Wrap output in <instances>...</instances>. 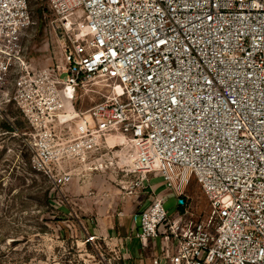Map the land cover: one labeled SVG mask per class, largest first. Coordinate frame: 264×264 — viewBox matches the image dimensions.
Masks as SVG:
<instances>
[{
	"label": "built area",
	"instance_id": "1",
	"mask_svg": "<svg viewBox=\"0 0 264 264\" xmlns=\"http://www.w3.org/2000/svg\"><path fill=\"white\" fill-rule=\"evenodd\" d=\"M46 3L67 43L60 77L29 61L31 0H0V109L31 127L32 168L65 187L66 162L89 161L84 170L121 175L125 196L152 193L135 237L147 248L165 227V264H264V0ZM101 77L120 93L74 127L55 121ZM155 174L183 212L152 190ZM191 178L210 207L199 220L184 195Z\"/></svg>",
	"mask_w": 264,
	"mask_h": 264
},
{
	"label": "rangeland",
	"instance_id": "2",
	"mask_svg": "<svg viewBox=\"0 0 264 264\" xmlns=\"http://www.w3.org/2000/svg\"><path fill=\"white\" fill-rule=\"evenodd\" d=\"M35 25L26 38L29 61L37 72L49 70L58 77L65 70L67 47L55 29V17L48 9L46 0H31ZM116 83L104 78L78 87L74 97L65 102L55 121H71L74 127L77 114L90 111L99 103L118 94ZM1 108V107H0ZM69 124L59 123L58 132ZM14 128V131L8 128ZM32 129L13 105L0 109V264H124L118 247L98 232L94 217L86 216L81 199L89 197V190L81 194L72 191L73 184L83 188L91 182L95 187H110L102 194L114 200L124 195L110 171L84 170L89 161L69 159L66 167L73 172V182L65 187L36 172L31 166ZM112 146L120 144L111 141ZM65 166V165H64ZM54 175L64 171L56 164ZM62 172V173H60ZM152 190L165 199L167 210L178 204L177 194L168 190L159 174L151 177ZM112 193L114 195L112 196ZM146 193V191H143ZM191 212L199 220L209 214V203L194 178L185 189ZM152 200V193L147 194ZM140 223V220H139ZM94 238V240H92Z\"/></svg>",
	"mask_w": 264,
	"mask_h": 264
},
{
	"label": "crops",
	"instance_id": "3",
	"mask_svg": "<svg viewBox=\"0 0 264 264\" xmlns=\"http://www.w3.org/2000/svg\"><path fill=\"white\" fill-rule=\"evenodd\" d=\"M111 141L113 142V139ZM70 188L74 192L77 190L79 194L83 190H89V197L81 199L84 214L94 217L99 228L98 233L114 242L124 264H155V260H160V264H165L161 259L163 245H169L163 240L166 234L165 227L161 229V238L152 241L147 248L135 237L141 227V212L149 206L151 201V198L147 197L148 192L143 194L140 192L134 196L115 195L114 200L107 197L103 201L102 194L105 190L109 191L110 187L97 188L89 182L83 188L72 183ZM155 193L157 194V191ZM177 199L180 201L178 196ZM168 211L171 215H176L183 212L184 207H179L178 204Z\"/></svg>",
	"mask_w": 264,
	"mask_h": 264
},
{
	"label": "water",
	"instance_id": "4",
	"mask_svg": "<svg viewBox=\"0 0 264 264\" xmlns=\"http://www.w3.org/2000/svg\"><path fill=\"white\" fill-rule=\"evenodd\" d=\"M184 203H185V202H184V200H183V199H181V200L179 201V205H180V206H183V205H184Z\"/></svg>",
	"mask_w": 264,
	"mask_h": 264
},
{
	"label": "trees",
	"instance_id": "5",
	"mask_svg": "<svg viewBox=\"0 0 264 264\" xmlns=\"http://www.w3.org/2000/svg\"><path fill=\"white\" fill-rule=\"evenodd\" d=\"M8 128H9L10 130L14 131V128H13L12 126L8 125ZM179 207H180V205H179ZM181 207H182V206H181Z\"/></svg>",
	"mask_w": 264,
	"mask_h": 264
},
{
	"label": "bare ground",
	"instance_id": "6",
	"mask_svg": "<svg viewBox=\"0 0 264 264\" xmlns=\"http://www.w3.org/2000/svg\"><path fill=\"white\" fill-rule=\"evenodd\" d=\"M116 87H117L118 92L120 93V89L118 88V86H116Z\"/></svg>",
	"mask_w": 264,
	"mask_h": 264
}]
</instances>
